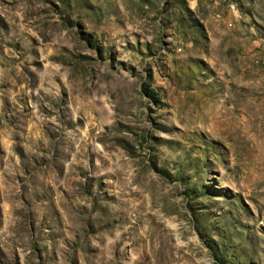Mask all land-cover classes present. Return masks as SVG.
<instances>
[{
    "label": "rangeland",
    "instance_id": "obj_1",
    "mask_svg": "<svg viewBox=\"0 0 264 264\" xmlns=\"http://www.w3.org/2000/svg\"><path fill=\"white\" fill-rule=\"evenodd\" d=\"M0 264H264V0H0Z\"/></svg>",
    "mask_w": 264,
    "mask_h": 264
}]
</instances>
